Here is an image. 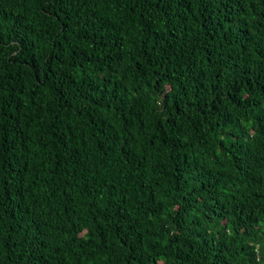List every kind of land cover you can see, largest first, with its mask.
<instances>
[{"label": "trees", "instance_id": "16d2710c", "mask_svg": "<svg viewBox=\"0 0 264 264\" xmlns=\"http://www.w3.org/2000/svg\"><path fill=\"white\" fill-rule=\"evenodd\" d=\"M0 264H264V0H0Z\"/></svg>", "mask_w": 264, "mask_h": 264}]
</instances>
